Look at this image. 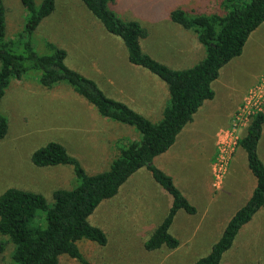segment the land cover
Masks as SVG:
<instances>
[{
    "label": "rangeland",
    "instance_id": "374dc122",
    "mask_svg": "<svg viewBox=\"0 0 264 264\" xmlns=\"http://www.w3.org/2000/svg\"><path fill=\"white\" fill-rule=\"evenodd\" d=\"M220 1L117 0L110 7L119 17L137 20L148 30V36L141 38L145 51L170 67H188L204 57L205 49L195 41L193 30L172 21L170 10L181 7L188 13H223ZM40 2L36 0L37 4ZM4 3L9 39L25 24L27 11L21 0H4ZM48 40L65 48L66 63L97 80L108 95L125 100L153 121L162 117L169 98L166 82L148 69L130 63L123 40L109 33L82 0H56L54 11L41 21L34 33L39 52L49 51L45 44ZM245 45L244 53L227 63L214 81L215 97L188 125L193 127L189 135L186 138L183 137L186 133L178 135L167 155L162 157L163 162L156 161L184 194L189 190L190 181L195 183L203 175L211 179V190L209 186L208 190L212 200L203 203L204 193L198 194L201 206L192 202L198 207L195 214L184 209L176 214L170 232L180 238V246L150 251L144 245L166 215L171 198L150 171L142 167L129 177L117 195L102 201L90 216L91 222L102 227L108 236L105 245L88 239L78 242L90 261L193 264L209 251L231 216L247 201L257 179L239 144L229 154L224 177L216 186L212 174L218 134L227 131L241 137L247 126L243 116L249 110L251 113L264 111V23ZM180 60L183 62H177ZM32 73L13 79L0 101V110L9 121L8 133L0 139V193L7 187L17 186L37 190L52 202L53 189L78 183L73 166H35L31 160L34 149L57 140L81 161L88 173H95L110 166L118 152L119 138L138 139L140 132L130 124L102 116L69 84L45 88L36 80L37 74L34 77ZM155 88L161 96L151 101L142 99L141 94L147 93L149 97ZM241 95L232 116L223 125L228 106ZM244 105L247 111L239 118L236 113ZM258 149L264 159V126ZM11 249L12 245L7 244L0 252L2 263L12 262ZM223 256L221 264H264V206L242 226ZM60 264L81 263L62 254Z\"/></svg>",
    "mask_w": 264,
    "mask_h": 264
},
{
    "label": "trees",
    "instance_id": "16d2710c",
    "mask_svg": "<svg viewBox=\"0 0 264 264\" xmlns=\"http://www.w3.org/2000/svg\"><path fill=\"white\" fill-rule=\"evenodd\" d=\"M116 1L82 0L109 33L123 40L130 63L148 69L166 82L169 98L158 121L151 120L125 100L108 95L97 80L69 66L65 48L48 40L45 43L48 52L36 49L35 30L54 11L56 0H41L40 4L36 0H21L27 11L26 21L9 39L6 37V6L4 0H0V101L13 79H22L34 72L30 75L37 74L36 80L43 87L67 83L102 116L130 124L140 132L138 139L119 138L116 141L118 152L110 166L95 173H88L81 161L57 140L34 149L31 160L35 166L72 165L78 183L53 189L52 202L37 190L17 186L7 187L0 193V252L7 244L12 245L9 254L12 262L0 261V264H60L62 254H68L81 264H110L90 261L78 242L88 239L100 245L107 243V233L92 223L90 216L102 201L117 195L129 177L142 167L150 171L171 198L166 215L144 243L147 250L179 247L180 238L170 232L177 212L180 209L190 214L197 212L173 177L154 163V158L175 143L204 101L215 96L213 82L221 68L242 54L251 33L264 23V0H221L223 13L171 9L172 21L193 30L205 49L203 58L184 68L170 67L145 51L141 38L148 36V30L137 20L119 17L110 7V3ZM263 126L264 111L259 110L250 117L239 138L248 167L257 179L256 186L209 251L193 264H221L239 230L264 206V160L258 149ZM8 130V118L0 110V139Z\"/></svg>",
    "mask_w": 264,
    "mask_h": 264
},
{
    "label": "crops",
    "instance_id": "0c3cea01",
    "mask_svg": "<svg viewBox=\"0 0 264 264\" xmlns=\"http://www.w3.org/2000/svg\"><path fill=\"white\" fill-rule=\"evenodd\" d=\"M258 29V28H257ZM254 31H256V29L254 30ZM254 31L252 32V33H254ZM252 33H251V35H252ZM250 35V36H251ZM249 36V37H250ZM195 39H196V37H195ZM249 39V38H248ZM195 41H198V40H195ZM199 43V42H198ZM200 46L202 47V45L200 44ZM246 47H247V45H245L244 46V49H243V52H242V54L244 53V51L246 50ZM194 49H195V47H194ZM196 51V50H195ZM241 54V55H242ZM241 55H239V56H241ZM239 56H237V57H239ZM158 58V57H157ZM236 59V58H235ZM235 59H233V60H235ZM233 60H231V61H233ZM183 61H186V59H184ZM182 60H180V61H177V62H183ZM230 61V62H231ZM230 62H228V63H230ZM194 64V63H193ZM226 65H224L223 67H225ZM221 68V71H222V69H224V68ZM174 68H184V67H174ZM220 71V72H221ZM218 79V78H217ZM216 79V80H217ZM216 80H215V82H216ZM215 84H214V82H213V87H214V89H215V86H214ZM161 91H162V89L161 88H159ZM166 91V90H165ZM152 93H149V97H147L146 96V94L147 93H145V94H141V96H142V99L143 100H146V101H151V100H153L154 98H156V97H158V96H161L160 95V93H159V91L155 88L154 90H152L151 91ZM166 94H167V92H165ZM215 94H216V91H215ZM243 94V93H242ZM243 95H241L240 97H238L237 99H235L232 103H231V106H228V110L226 111V113H225V116H226V120H225V122L223 123V125L225 124V123H227V121L229 120V118L232 116V114H233V112H234V110H235V108L237 107V105H238V103L240 102V100H241V97H242ZM215 97V96H214ZM213 97V98H214ZM212 98V99H213ZM163 99H165L164 97H163ZM212 99H207V100H205L204 101V103H203V105L198 109V111L194 114V118H193V120L191 121V122H189V123H187L184 127H183V129L181 130V132L178 134V135H180V134H183V133H186V135H184L183 137L184 138H186V136L187 135H189L188 133L190 132V130L193 128H191V126H188V125H190V123H192L193 121H194V119L198 116V115H201L202 113H201V111H203L204 112V106L205 105H210L209 103H210V101L212 100ZM176 142V141H175ZM168 151V150H167ZM166 151V152H167ZM166 152H164V153H162V154H160V155H157L155 158H154V163L156 164V161L157 160H159L160 162H163V160H162V157H165V155H167V154H165ZM161 155H163V156H161ZM161 157V158H160ZM262 157V156H261ZM263 158V157H262ZM264 160V159H263ZM210 172L209 173H211V164H210ZM206 176H202V178H199V179H197V181L194 183V182H192V181H190L189 182V185H188V188L187 189H189L188 191H187V193L185 192V194H187L186 196L189 198V200L191 201V202H193L194 204H197V206H201L200 205V203H199V197H198V194H202V193H204V195H202V197L204 198L203 200H202V202L203 203H205L206 201H208V202H210L211 200H212V193L210 192V190H211V186H209V184L211 183V179H208V177H206ZM210 178V177H209ZM194 185V188H192V189H190L192 186ZM208 186H209V189L210 190H208ZM256 186V185H255ZM254 189V188H253ZM253 191V190H252ZM252 193V192H251ZM251 195V194H250ZM250 197V196H249ZM248 197V198H249ZM198 202V203H197ZM196 208H198V207H196Z\"/></svg>",
    "mask_w": 264,
    "mask_h": 264
},
{
    "label": "built area",
    "instance_id": "2783aa9c",
    "mask_svg": "<svg viewBox=\"0 0 264 264\" xmlns=\"http://www.w3.org/2000/svg\"><path fill=\"white\" fill-rule=\"evenodd\" d=\"M246 111L247 106L244 105V107L239 108L238 112L236 113V116H239L240 118L244 113H246ZM256 112L257 111L251 113V111L249 110L248 115L243 116L245 125L248 124L250 117ZM239 138L240 136H234L233 133L229 134L227 131H223L222 133L218 134L216 142L217 155L212 164V174L214 177L213 183L215 186L218 185V182L221 181L224 177L226 166L228 163V156L232 151H234L235 145L239 144Z\"/></svg>",
    "mask_w": 264,
    "mask_h": 264
}]
</instances>
